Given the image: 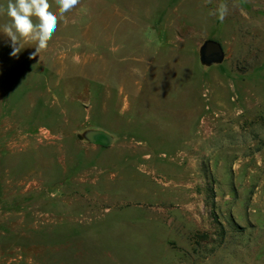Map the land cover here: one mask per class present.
Segmentation results:
<instances>
[{"label": "rangeland", "instance_id": "rangeland-1", "mask_svg": "<svg viewBox=\"0 0 264 264\" xmlns=\"http://www.w3.org/2000/svg\"><path fill=\"white\" fill-rule=\"evenodd\" d=\"M220 2L81 0L35 59L0 34V264H264V0Z\"/></svg>", "mask_w": 264, "mask_h": 264}, {"label": "clouds", "instance_id": "clouds-1", "mask_svg": "<svg viewBox=\"0 0 264 264\" xmlns=\"http://www.w3.org/2000/svg\"><path fill=\"white\" fill-rule=\"evenodd\" d=\"M80 3L81 0H55V10L50 0H6V4H0V15L6 17L0 34L10 48L9 58L18 60L25 44L34 42V51L28 58L35 59L47 49L60 21ZM209 14L223 22L229 14L228 4L222 0Z\"/></svg>", "mask_w": 264, "mask_h": 264}, {"label": "water", "instance_id": "water-1", "mask_svg": "<svg viewBox=\"0 0 264 264\" xmlns=\"http://www.w3.org/2000/svg\"><path fill=\"white\" fill-rule=\"evenodd\" d=\"M199 61L202 65L210 66L221 63L224 59V51L221 44L213 39L204 40L198 48ZM82 136L90 143L108 147L113 142V137L100 129H90L83 132Z\"/></svg>", "mask_w": 264, "mask_h": 264}]
</instances>
